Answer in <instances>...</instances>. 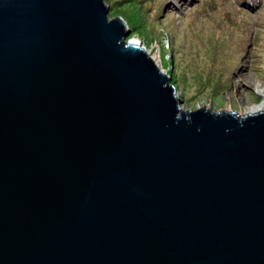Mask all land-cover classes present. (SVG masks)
Listing matches in <instances>:
<instances>
[{"label": "water", "instance_id": "obj_1", "mask_svg": "<svg viewBox=\"0 0 264 264\" xmlns=\"http://www.w3.org/2000/svg\"><path fill=\"white\" fill-rule=\"evenodd\" d=\"M111 0H0V264H264V106H186Z\"/></svg>", "mask_w": 264, "mask_h": 264}, {"label": "rangeland", "instance_id": "obj_2", "mask_svg": "<svg viewBox=\"0 0 264 264\" xmlns=\"http://www.w3.org/2000/svg\"><path fill=\"white\" fill-rule=\"evenodd\" d=\"M111 2V17L124 14L135 24L128 38L142 35L173 72L170 81L187 95L182 108L239 106L243 113L262 100L264 0Z\"/></svg>", "mask_w": 264, "mask_h": 264}, {"label": "bare ground", "instance_id": "obj_3", "mask_svg": "<svg viewBox=\"0 0 264 264\" xmlns=\"http://www.w3.org/2000/svg\"><path fill=\"white\" fill-rule=\"evenodd\" d=\"M131 40H134V39H131ZM157 55L158 54H156V58H157ZM258 92L261 94L262 100L259 101V102H251V103H249V105L247 106L246 110L243 113H248V112H252V111H258V110L263 108V106H264V86L261 89H259Z\"/></svg>", "mask_w": 264, "mask_h": 264}]
</instances>
